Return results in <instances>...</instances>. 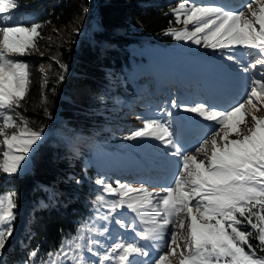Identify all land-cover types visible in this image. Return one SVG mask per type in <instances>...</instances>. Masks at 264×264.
Returning a JSON list of instances; mask_svg holds the SVG:
<instances>
[{"label":"snow or ice","instance_id":"obj_1","mask_svg":"<svg viewBox=\"0 0 264 264\" xmlns=\"http://www.w3.org/2000/svg\"><path fill=\"white\" fill-rule=\"evenodd\" d=\"M19 7L20 0H0V174L8 177L19 174L44 139L43 127L31 128L17 111L28 92L30 73L28 64L15 57L37 50L42 27L17 19L14 10ZM172 13L184 27L166 34L219 50L233 71L246 74L244 97L227 108L207 101L182 105L173 99L170 107L157 105L151 115L139 116L143 127L123 139L156 141L162 156L178 158L174 183L150 189L143 182L134 186L117 180L113 186L108 178H97V203L104 210L98 219L108 223L102 230L81 225L76 236L48 251L41 264H264V255L257 254L264 253V115L256 114L264 112V0H243L231 9L181 0ZM238 48L247 51L238 57ZM243 55L254 58L245 61ZM172 109L210 122L206 138L194 150L181 140L176 127L181 118ZM15 195L0 194V257L14 234ZM124 209L134 214L131 222ZM109 223L130 232L111 244L94 239L106 234L112 238ZM135 237L164 241V250L158 258L152 256L149 245ZM39 252L38 247L28 253L23 264H36Z\"/></svg>","mask_w":264,"mask_h":264},{"label":"trees","instance_id":"obj_2","mask_svg":"<svg viewBox=\"0 0 264 264\" xmlns=\"http://www.w3.org/2000/svg\"><path fill=\"white\" fill-rule=\"evenodd\" d=\"M180 2L20 0L16 18L42 27L37 50L15 57L28 64L30 73L28 92L17 111L31 128L43 127L45 138L31 154L27 170L12 177L0 174V192H14L17 203L14 234L0 264H22L38 247L36 262H41L48 251L57 249L92 215L101 194L95 179L101 176L113 184L115 180L151 185L173 182L174 173L166 171H108L94 162V156L99 143L116 146L117 136L139 129V116L151 115L157 105L182 97H176L180 85L170 76L162 73L157 83L149 67L135 73L130 68L136 48L174 44L175 39L166 33L178 26L172 9ZM195 2L229 3L236 8L243 0ZM241 49L235 50L238 57L244 54ZM198 51L221 53L203 46ZM238 101L226 103L222 98L215 104L211 99L209 104L227 108ZM165 174L170 182L155 179Z\"/></svg>","mask_w":264,"mask_h":264},{"label":"rangeland","instance_id":"obj_3","mask_svg":"<svg viewBox=\"0 0 264 264\" xmlns=\"http://www.w3.org/2000/svg\"><path fill=\"white\" fill-rule=\"evenodd\" d=\"M212 5H223L226 8H233V5L229 3H216ZM183 27L184 25L180 23L176 29H182ZM191 28L192 25H189L188 29L191 30ZM199 48L200 46L190 42L177 40H175L174 44L161 46L148 45L136 48L134 50V54L130 57V68L135 69V73L138 70L149 67L155 75L157 83L160 81V77H163V75L161 76L162 73L165 74L164 76H170L173 78L180 85V87L176 90V97H184V99L181 97L180 100H177L182 105L192 106L195 103L202 101H207L209 103L211 99L215 101V104H219V102L222 101V98L226 101V103L234 102V100L241 101L245 95L246 74L239 72L238 69L237 71H233V65L231 62L223 59L221 53H201L198 51ZM241 51L245 53L247 50L241 49ZM250 58L254 57L246 56L244 59L247 61ZM165 105L170 107L171 102L165 101L160 104V106ZM217 107L220 108L219 106ZM172 111L176 113L177 117L181 118L178 119L176 123L181 140L186 146L192 147L194 150V146H198V143L202 142L203 138H206V134L208 133L204 132L206 129L208 130V124L210 122L204 121L195 114L183 111L177 112L176 109H172ZM107 113L113 115L112 111H108ZM150 114H152V112H150ZM256 114L258 116L264 115V112H258ZM130 119L134 118L131 117ZM139 123L141 124L140 128H142L143 123L141 119L139 120ZM123 137L124 136H117V138H115L113 143L115 142V144H117L116 146H113L112 142L106 143V146H103V142L99 143L97 145V153L94 156V162H98V164H100L105 170H113L121 173H132L141 169L152 171L160 170L166 171L167 173H174V175L178 174L176 171L178 158L172 156H162L161 148L158 146V142L153 140L128 141L123 139ZM231 138L235 139L236 137L232 136ZM2 150L3 149L1 148L0 158H2ZM33 152L30 153V158L24 162V166L20 172L29 168L31 154H33ZM155 179L162 182H170L169 177L166 174L157 176ZM139 183L140 182L133 184L134 186H138ZM172 183H174V179ZM145 184L150 189L153 186H160L156 185L158 183L155 185L148 183ZM113 186H115V184H113ZM0 194H2V192H0ZM113 198L114 197H109V199ZM98 208L100 209L99 212L97 211ZM122 211L125 219L131 222L134 218V214L128 212L127 209ZM103 212L104 210L101 205L96 203L93 207L92 215L83 220L79 224L78 228L87 223L102 230V226L108 223L98 219V216L103 214ZM135 222L137 225H140V221L138 219H136ZM108 227L112 229L111 239L108 238L107 234L105 236L95 235L93 238L100 240L105 244H111L121 233L126 234L130 232V230L120 229L118 225L110 223L108 224ZM141 227L143 226L141 225ZM76 235L77 230L70 237H74ZM134 236L135 234L133 233L131 234V237L125 235L124 238L130 239ZM135 239L141 244L149 245L148 250L152 253V256H156L157 258L158 253L164 250V241H139L138 237H135ZM257 254L264 255V253ZM45 259H47V257ZM137 259L147 261L151 259V257H138ZM36 264H41V262H36Z\"/></svg>","mask_w":264,"mask_h":264},{"label":"bare ground","instance_id":"obj_4","mask_svg":"<svg viewBox=\"0 0 264 264\" xmlns=\"http://www.w3.org/2000/svg\"><path fill=\"white\" fill-rule=\"evenodd\" d=\"M228 92V91H227Z\"/></svg>","mask_w":264,"mask_h":264}]
</instances>
